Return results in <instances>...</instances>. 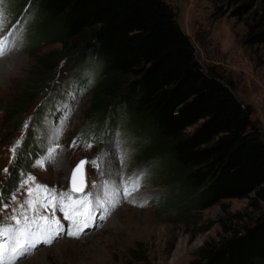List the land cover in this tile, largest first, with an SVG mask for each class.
<instances>
[{
    "label": "rangeland",
    "instance_id": "374dc122",
    "mask_svg": "<svg viewBox=\"0 0 264 264\" xmlns=\"http://www.w3.org/2000/svg\"><path fill=\"white\" fill-rule=\"evenodd\" d=\"M7 1L0 3V262L191 264L201 248L231 234L225 229L241 230L264 213V203L255 209L250 198L225 199L204 210H173L170 200L184 194L177 173L162 169L158 158L138 149L139 138L150 135L137 131V124H143L132 121L135 135L123 127L114 131L110 125L118 124L120 117L115 109L108 120H103L106 112L95 120L96 105L108 102L111 95L100 92L98 66L89 59L78 63L73 53L59 61L52 87L26 112L23 125L7 130L10 109L37 65L29 38L35 13L27 9L26 0ZM167 1L200 61L233 81L234 92L252 107L264 137V45L245 44L244 22L217 14L226 8L225 0ZM256 6L262 11L264 0ZM62 49V43H44L38 54ZM29 129L43 154L6 196L4 184ZM82 160L86 185L82 194L73 195V173ZM117 175L115 186H110ZM147 189L149 197L141 194L142 199H136V193ZM117 197L119 202L108 204ZM135 223L138 227L132 226ZM43 230L47 245L41 240ZM12 253L17 257L13 262Z\"/></svg>",
    "mask_w": 264,
    "mask_h": 264
},
{
    "label": "trees",
    "instance_id": "16d2710c",
    "mask_svg": "<svg viewBox=\"0 0 264 264\" xmlns=\"http://www.w3.org/2000/svg\"><path fill=\"white\" fill-rule=\"evenodd\" d=\"M26 1L36 16L29 38L37 65L10 109L7 130L23 125L52 87L59 61L73 53L78 63L98 66L100 92L111 95L96 105L95 120L105 112L108 120L115 109L114 131L123 127L135 135L132 121L143 124L137 131L150 135L139 138L138 149L177 173L184 194L170 200L173 210H204L234 198H250L255 209L264 203V137L252 107L238 98L232 80L200 61L167 0ZM257 2L225 0L217 11L244 22L245 44L252 47L264 45V9L257 10ZM44 43L63 49L38 54ZM31 136L29 129L4 184L6 196L43 154ZM225 231L231 234L201 248L191 264H264V213L241 230Z\"/></svg>",
    "mask_w": 264,
    "mask_h": 264
},
{
    "label": "bare ground",
    "instance_id": "6f19581e",
    "mask_svg": "<svg viewBox=\"0 0 264 264\" xmlns=\"http://www.w3.org/2000/svg\"><path fill=\"white\" fill-rule=\"evenodd\" d=\"M107 161H108V160H107ZM105 162H106V161H105ZM121 162H122V161H121ZM119 164H121V163H119ZM110 166H112V165H110ZM110 166H109V167H110ZM118 167H119V166H118ZM118 167H117V168H118ZM104 168H105V167H104ZM108 171H110V170H108ZM117 171H118V170H117ZM55 172H56V171H55ZM104 173H106V172H104ZM104 173H103V174H104ZM112 173H113V171H112ZM107 177H108V176H106L105 178L107 179ZM103 178H104V177H103ZM103 181H104V180H103ZM107 181H108V180H107ZM116 181H118V175H117V177H115V182L112 181V183H111L110 186H112L113 184H115ZM108 182H109V181H108ZM108 182H107V183H108ZM100 183H101V182H100ZM105 184H106V183H105ZM105 184H104V185H105ZM108 185H109V184H108ZM113 186H115V185H113ZM108 187H109V186H108ZM101 188H103V187H101ZM112 188H113V187H112ZM114 188H115V187H114ZM108 189H109V188H108ZM109 191H110V190H109ZM113 191H114V190H113ZM101 192H102V190H101ZM137 192H138V191H137ZM143 192H144V193H143ZM143 192L136 193V195H137L136 199H142V198L140 197L141 194H142V196H143V194H144V195H146V196L149 197V194H150L149 189H147V190H145V191H143ZM100 194H102V193H100ZM106 194H108V193H106ZM117 194H118V193H117ZM111 197H112V196H111ZM117 198H118V197H117ZM117 198H116V200H114L113 198H112L111 200L109 199L110 201H109V202L107 201L108 204H111V205L113 206V205L115 204V202L118 201V200L120 199V198H118V199H117ZM104 199H105V198H104ZM100 201H101V200H100ZM118 202H119V201H118ZM139 203L145 204V202H138V204H139ZM115 206H116V205H115ZM97 209L100 210L101 207H97ZM129 209H130V208H129ZM126 210H127V209H126ZM126 210H125V211H126ZM128 212H129V211H128ZM140 212H141V211H140ZM121 213H122V212H121ZM125 213H126V212H125ZM108 214H109V213H108ZM131 214H132V213H131ZM134 214H135V213H134ZM132 215H133V214H132ZM133 217H134V215H133ZM107 219H108V218H107ZM137 219H138V218H136V219H134V220L138 221ZM111 223H112V222H111ZM136 223H137V222H136ZM136 223L133 224L132 226H134V227H138V226L136 225ZM138 223H139V222H138ZM109 225H110V224H109ZM108 227H111V226H108ZM113 228H114V226H113L111 229H113ZM92 229H94V227H90V228H89V230H92ZM85 230H87V228H86ZM107 230H108V229H107ZM112 231H113V230H112ZM18 240H21V239H18ZM17 242H18V241H17V239H16V240H15V244H17ZM36 242H37V241H36ZM36 244H37V243H35L34 245H32V246L30 247V249H29L28 252L33 251V250H34V247H35ZM36 249H37V248H36ZM10 256H13V258H12L13 260L10 258V260H12V262H13L15 259H17V257H15L13 253H12ZM22 257H25V256H22ZM18 259H19V258H18ZM7 260L10 261L9 259H7ZM0 264H7V262H6V261H5V262L2 261V262H0Z\"/></svg>",
    "mask_w": 264,
    "mask_h": 264
},
{
    "label": "water",
    "instance_id": "95a60500",
    "mask_svg": "<svg viewBox=\"0 0 264 264\" xmlns=\"http://www.w3.org/2000/svg\"><path fill=\"white\" fill-rule=\"evenodd\" d=\"M85 185V160H82L75 168L71 186L76 191H82Z\"/></svg>",
    "mask_w": 264,
    "mask_h": 264
}]
</instances>
